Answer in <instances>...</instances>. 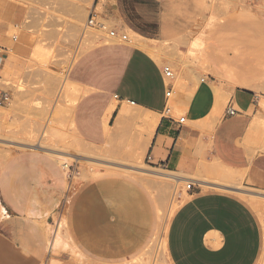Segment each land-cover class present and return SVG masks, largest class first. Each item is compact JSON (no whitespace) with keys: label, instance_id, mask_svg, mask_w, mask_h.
<instances>
[{"label":"crops","instance_id":"0c3cea01","mask_svg":"<svg viewBox=\"0 0 264 264\" xmlns=\"http://www.w3.org/2000/svg\"><path fill=\"white\" fill-rule=\"evenodd\" d=\"M47 4L29 0L26 6L18 0H0V74L5 69L15 76L27 67L62 68L66 66L63 62H69L66 80L76 92L71 109L73 127L92 142H106V129L112 123L116 131L125 123L139 124L140 130L130 140L134 141L144 124L131 115L154 118L156 127L144 143L147 162L192 184L168 225L164 239L168 263L262 264L264 222L243 201L247 199L202 190L195 178L201 174L203 161L210 167L223 165L264 195V128L255 124L257 117L264 118L260 110L264 101L261 70L254 66L252 79L243 75L240 86L226 89L230 95L226 110L234 109L235 115L228 116L225 111L214 130L202 134L164 117L166 86L160 50L153 46L170 28L161 0H95L94 10L100 19L111 25V30L130 33L132 41L90 34L82 55L78 30L67 25L72 30L58 31L63 24L57 16L69 15L68 8L61 4L52 15L44 11ZM38 53L44 58L50 53L57 57L40 60ZM204 86L208 94L217 97L218 110L227 94ZM175 89L173 84L175 104L168 106L169 114L180 105L181 96H176ZM51 161V168L65 179L56 159ZM30 165L25 171L12 162L0 174V264H80L78 253L76 258L68 252L49 251L51 214L60 191L48 174L37 173Z\"/></svg>","mask_w":264,"mask_h":264},{"label":"rangeland","instance_id":"374dc122","mask_svg":"<svg viewBox=\"0 0 264 264\" xmlns=\"http://www.w3.org/2000/svg\"><path fill=\"white\" fill-rule=\"evenodd\" d=\"M42 1L48 3L44 11L52 15L61 4L68 8L69 15L57 16L63 24L58 31L66 33L70 29L67 25L78 30L82 40L80 55L88 47L85 44L88 35L109 37L111 25L95 12V0ZM161 1L165 23L170 28L153 46L161 50L160 66H168L173 72V79L167 81L172 85L168 104H175L173 84L178 87V83L183 92L180 96L185 93V99L195 95L201 84L227 94L216 111L211 104L214 95L209 93L202 106L193 107L188 100L186 104L181 101L176 110L164 117L176 122L184 118L182 127L207 134L225 116L230 98L226 89L231 91L240 86L243 75H250L252 79L254 66L261 70L259 79H264V0ZM18 2L29 4V0ZM77 9H80V17ZM90 15L96 16L95 22L105 23L107 30L101 32L90 26ZM86 23L94 31L84 29ZM127 35L131 40L130 33ZM197 39L204 44L202 54L190 50ZM56 57L57 54L50 53L45 60ZM68 63L63 62L65 67L53 69L27 67L15 76L7 69L0 74V92L9 97L8 102L0 105V174L7 164L14 162L25 171L31 164V170L52 178L51 183L60 191V198L51 214L49 230L59 232L69 246L67 251L57 248L55 253L68 252L76 258L78 253L80 264H169L166 254L155 250L160 238L164 242L175 213L174 209L171 211V204L174 202L179 207L185 198L186 182L180 184L150 176H159L166 170L150 166L146 151L140 159L133 158L136 152H142L130 146V140L140 130L139 124L125 123L116 131L112 123L106 129L107 139L103 143L89 141L74 130L71 109L75 92L63 90ZM244 79L249 80V77ZM263 121L264 118V128ZM68 137L74 140L69 141ZM57 154L70 159L65 179L51 168V160ZM203 162L201 174L195 177L202 190L231 194L240 199L258 197L253 204L242 200L259 219L264 218V204L258 205V201L264 202L260 199L264 195L246 184L242 176L236 181H226L212 172L213 166ZM217 184L237 190H217L213 188ZM261 255L264 256L263 250Z\"/></svg>","mask_w":264,"mask_h":264},{"label":"bare ground","instance_id":"6f19581e","mask_svg":"<svg viewBox=\"0 0 264 264\" xmlns=\"http://www.w3.org/2000/svg\"><path fill=\"white\" fill-rule=\"evenodd\" d=\"M205 19H206V16H205ZM204 20V19H203ZM84 29H86V30H93V29H91L90 28V26H88V24L86 23L85 25H84ZM94 31V30H93ZM101 32H103V30H101ZM98 38V37H97ZM89 40V39H88ZM85 45V44H84ZM190 48H192V49H190V50H192V52H196V53H199V54H202L203 53V48H204V44H203V42L201 41V40H195L193 43H192V45L190 46ZM169 49V48H168ZM189 49V48H188ZM163 50V49H162ZM161 51V50H160ZM164 51V50H163ZM158 52V51H157ZM156 51H154L153 53H154V55H158V53H157ZM191 52V53H192ZM40 53V52H39ZM39 53L37 54V57L38 58H40V60L42 59H45L43 56H39ZM152 53V52H151ZM152 53V54H153ZM189 54H190V52H188ZM45 54V53H44ZM194 54V53H193ZM206 54V53H205ZM40 55H42L41 53H40ZM191 55V54H190ZM195 57V56H194ZM205 57V56H204ZM33 59V58H32ZM34 59H36V56H35V58ZM33 59V60H34ZM35 61V60H34ZM65 82V85H66V87H64L63 88V90L65 91V93H69V92H73V91H75V90H73V88L71 87L72 85H69L68 83H67V81L65 80L64 81ZM179 85V86H178ZM178 87H176V89L175 90H177L176 91V96L177 95H179L180 93H182L183 94V92H181V87H180V83H178ZM198 85H199V83H198ZM198 85H196L195 87H198ZM182 86V85H181ZM72 89H71V88ZM184 89V88H183ZM196 90V89H195ZM195 90H194V92H195ZM184 91H185V89H184ZM64 93V92H63ZM76 93V92H75ZM74 93V94H75ZM181 94V95H182ZM194 94V93H193ZM76 95V94H75ZM180 96V95H179ZM184 96L186 97V95H185V93H184ZM184 96H181V97H178V98H181V99H177L178 100V103L179 102H181V100H182V102H183V104L185 103L186 104V102H187V100L189 101V103H190V105L191 106H193V107H200V106H202L203 105V103L205 102V100L207 99V96H208V93L205 91V86H204V84H201V85H199V89L197 90V93H195V95H191V96H188L187 97V99H185V97ZM185 101V102H184ZM74 102H75V98H74ZM212 102H213V104H212V106H213V108H214V110L216 111V105L218 104V101H217V97L215 96V97H213V99H212ZM188 103V102H187ZM180 104V103H179ZM183 104H181V105H183ZM73 106V105H72ZM186 106V105H185ZM184 106V107H185ZM183 107V106H182ZM260 107L261 108H264V103L262 104V105H260ZM193 109V108H192ZM202 109V108H201ZM135 110V109H134ZM133 110V111H134ZM198 110V109H197ZM261 110V109H260ZM261 112L264 114V110L262 109L261 110ZM134 113H136V112H134ZM130 114V113H129ZM137 114V113H136ZM167 114H169V113H167ZM138 115H140V113L138 114ZM142 115V114H141ZM140 115V116H141ZM132 116V119L133 120H135V122H137L136 120H140L141 122H143V124H144V127H143V129L141 130V132L139 133V137L138 138H136V140H134V141H131L130 142V146L132 147V148H137V149H141V153L139 152V153H135V155H133V158L134 159H140L141 157H142V154H144V152H145V141H146V138H149L150 136H151V134H152V132H153V129L156 127V120H152V119H154V118H151V120L149 119V118H147V117H144V118H140L139 116H137V115H131ZM264 117V116H263ZM156 119V118H155ZM257 119V121H255V124H256V126L258 125V123L261 125L262 124V119H258V117L256 118ZM131 120V119H130ZM188 121V120H187ZM264 122V121H263ZM70 128V127H69ZM257 129V128H256ZM75 134V133H74ZM73 134V135H74ZM72 135V136H73ZM71 136V135H70ZM74 137V136H73ZM66 138V137H65ZM75 138H76V140L77 141H79L80 140V142H82V140L81 139H77V137L75 136ZM69 139V137L67 138V140ZM74 140V139H73ZM73 140H70L69 139V141H73ZM76 142V141H75ZM85 143V142H84ZM71 144H72V142H71ZM78 144V143H77ZM86 144V143H85ZM76 146V145H75ZM86 150V149H85ZM55 152V151H54ZM87 153H89V151L87 152ZM91 153V152H90ZM92 154V153H91ZM99 154H100V152H99ZM58 155V154H57ZM68 155V154H67ZM144 158V157H143ZM55 159H56V161H57V163L59 164V166L61 167V169L63 170V172H64V174L67 176V174H68V172H69V169H70V159L68 158V157H66V156H62V154L61 155H58V156H56L55 157ZM1 161V160H0ZM134 168V167H133ZM135 169V168H134ZM134 171V170H133ZM212 172L213 173H215V174H217L218 176H220V177H222V179H225L226 181H236L237 179H239V178H241V175H238L237 173H235L234 171H232V170H230V169H228L227 167H225V166H223V165H218V166H213V168H212ZM141 174H144V173H141ZM146 174V173H145ZM150 176H152L153 178H157V179H163V180H170V181H174V182H177V183H183L184 182V180H183V178L182 177H180V176H176L174 173H170V172H166V171H164L163 173H161L159 176L158 175H156V174H153V175H151L150 174ZM242 179V178H241ZM185 183V182H184ZM179 184V185H180ZM186 184H187V182H186ZM218 184H220V183H218ZM215 185L216 187H213V188H216V189H221V188H224V189H230V190H237L236 188L234 189L233 187H231V186H227V185ZM210 187V186H209ZM221 190H223V189H221ZM239 190V189H238ZM227 191V190H226ZM231 192V191H230ZM232 193H234V192H232ZM241 196H245V195H243L242 193H239ZM243 198H245V197H242L241 199H243ZM256 198H258V197H251V196H249L248 197V199L247 198H245V199H247L249 202H251V203H255L256 202V200H259V199H256ZM260 198V197H259ZM261 199V201L262 200H264L263 198H260ZM259 203H263L264 204V202L262 201V202H260V201H258V205H259ZM174 206H176L175 204H174V202L172 203ZM171 204V211H172V209H175V208H172L173 207V205ZM251 205V204H250ZM169 217V216H168ZM167 217V218H168ZM263 219V218H262ZM260 220V221H263L264 222V219L263 220ZM50 231V230H49ZM54 231V230H53ZM53 231H50V233H51V237H50V239H49V251H51L52 253H55V251L57 250V248H60L61 250H63V251H67V250H69L68 248H69V246L67 245V243L61 238V234L59 233V232H54L53 233ZM157 244V243H156ZM163 251V253H165V243L162 241V239L160 238L159 239V241H158V244H157V247H156V250H155V252L157 253H161ZM51 255V254H50ZM77 255V254H76ZM78 256V255H77ZM165 257V256H164ZM81 258H82V256H81ZM143 260V259H142ZM158 260V259H157ZM156 260V261H157ZM81 261V260H80ZM155 261V262H156ZM160 261H162V259H160ZM156 263H158V261L156 262Z\"/></svg>","mask_w":264,"mask_h":264},{"label":"built area","instance_id":"2783aa9c","mask_svg":"<svg viewBox=\"0 0 264 264\" xmlns=\"http://www.w3.org/2000/svg\"><path fill=\"white\" fill-rule=\"evenodd\" d=\"M95 17H96L95 15H90V20L88 21V24L92 27H97L99 30L106 31L107 25L105 23H102V22H95V20H94ZM108 36H109V38H112V39H118L120 42H127L128 41V36L125 33H122L118 30H109ZM1 53H2V50L0 48V54ZM162 73H163V78H164L165 86H166L165 99L167 101V104H166L165 113H168V106H169L168 103H169L170 96L172 93V85H171V83H167V81L170 82L173 79V72H172L170 67L162 66ZM8 100H9L8 94L4 93V92H0V105L5 104L6 102H8ZM235 113H236V111L234 109L228 108L226 110V114L228 116H234ZM184 122H185V119L181 118L177 123L179 125H181ZM191 185H192L191 183H187L186 190L190 189Z\"/></svg>","mask_w":264,"mask_h":264}]
</instances>
